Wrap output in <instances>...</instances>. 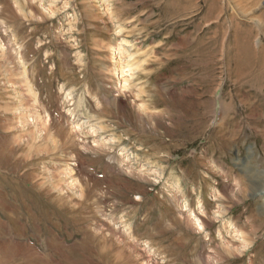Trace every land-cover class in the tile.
I'll return each instance as SVG.
<instances>
[{"label": "rangeland", "instance_id": "obj_1", "mask_svg": "<svg viewBox=\"0 0 264 264\" xmlns=\"http://www.w3.org/2000/svg\"><path fill=\"white\" fill-rule=\"evenodd\" d=\"M261 221L264 0H0V264H264Z\"/></svg>", "mask_w": 264, "mask_h": 264}, {"label": "bare ground", "instance_id": "obj_2", "mask_svg": "<svg viewBox=\"0 0 264 264\" xmlns=\"http://www.w3.org/2000/svg\"><path fill=\"white\" fill-rule=\"evenodd\" d=\"M37 126V125H36ZM28 128V127H27ZM28 130V132L26 133V136H27V138L29 139L28 140V142L26 143L27 144V147L29 146V148L30 149H32V150H36V152H38V151H43V152H47L48 153V149H50V148H48V146H47V148L46 147H44V146H42L43 148H41L40 146H36L35 145V141H34V137H33V133L31 132V131H29V129H27ZM33 131V130H32ZM35 132V131H34ZM36 135V134H35ZM47 138V137H46ZM44 139V141H47V139ZM66 138V137H65ZM38 141V140H37ZM72 142V141H71ZM40 143V142H39ZM61 144V143H60ZM68 144H69V138H66L65 140H63V142H62V146H68ZM41 145V144H40ZM26 146V145H25ZM60 146V145H59ZM62 146H60V147H62ZM7 148V147H6ZM22 148V147H21ZM65 149H66V147H64ZM10 149V148H9ZM13 149V148H12ZM20 149V148H19ZM18 149V150H19ZM59 149H61V148H59ZM64 149V150H65ZM23 150V149H22ZM29 150V149H28ZM38 150V151H37ZM15 151H16V149H15ZM18 152V151H17ZM24 152H26V151H24ZM23 152V153H24ZM29 152V151H28ZM12 154H13V152H12ZM27 154V153H26ZM25 155V154H24ZM28 155V154H27ZM46 155V154H45ZM6 156V155H5ZM28 157V156H27ZM23 158H25V156L23 157ZM29 158H30V156H29ZM34 159V158H33ZM26 160V159H25ZM50 161V160H49ZM46 171V170H45ZM57 172V171H56ZM49 173V172H48ZM53 175V174H52ZM34 176H28V179L31 181L32 180V178H33ZM54 178V177H53ZM54 182H55V180H54ZM53 184H55V183H53ZM58 184V183H57ZM56 184V185H57ZM59 184H60V182H59ZM43 185H45V181L43 180V182L41 181L40 182V184L38 185V186H40V187H43ZM54 187H56L55 185H53ZM52 186V187H53ZM42 189V188H41ZM54 189V188H53ZM63 198V197H62ZM67 199V198H66ZM65 199V200H66ZM61 201V200H60ZM62 201H64V200H62ZM54 203V202H53ZM56 204V203H55ZM68 204V203H67ZM64 205V204H63ZM70 207V206H69ZM68 208V207H67ZM68 211H69V209H68ZM261 214V213H260ZM262 219V218H261ZM262 222V221H261ZM262 224H264L263 222H262ZM244 233V232H243ZM242 233V234H243ZM242 239H244L245 241H247V235L246 234H244L242 237H241Z\"/></svg>", "mask_w": 264, "mask_h": 264}]
</instances>
